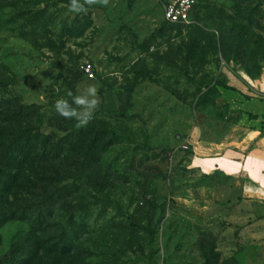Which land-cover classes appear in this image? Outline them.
<instances>
[{
	"label": "rangeland",
	"instance_id": "obj_1",
	"mask_svg": "<svg viewBox=\"0 0 264 264\" xmlns=\"http://www.w3.org/2000/svg\"><path fill=\"white\" fill-rule=\"evenodd\" d=\"M69 4L0 0V101L38 107L42 134L75 138L96 125L118 138L59 185L72 190L70 205L55 206L52 229L36 238L55 243L71 216L85 229L68 256L36 264H264V219H244L237 183L189 164L193 136L264 133V0H198L189 26L166 23L158 0L81 14ZM89 85L100 105L77 127L54 106ZM2 198L0 262L32 232L2 219L17 189Z\"/></svg>",
	"mask_w": 264,
	"mask_h": 264
},
{
	"label": "trees",
	"instance_id": "obj_2",
	"mask_svg": "<svg viewBox=\"0 0 264 264\" xmlns=\"http://www.w3.org/2000/svg\"><path fill=\"white\" fill-rule=\"evenodd\" d=\"M38 110L35 105L0 101V199L14 187L20 193L16 210L2 219L30 222L32 227L26 242L15 247L0 264H36L39 255L68 256L74 246L72 237L85 229L77 227L72 216L55 243L49 245V241L36 238L37 234L52 229L53 208L66 206L73 194L67 185H59L72 175L79 178L94 165L98 154L118 139L101 125H93L75 138L42 134L35 123ZM56 166L60 169L55 170ZM6 203L10 204L8 200Z\"/></svg>",
	"mask_w": 264,
	"mask_h": 264
},
{
	"label": "crops",
	"instance_id": "obj_3",
	"mask_svg": "<svg viewBox=\"0 0 264 264\" xmlns=\"http://www.w3.org/2000/svg\"><path fill=\"white\" fill-rule=\"evenodd\" d=\"M190 168L201 176L220 172L238 194L241 206L248 210L244 219H264V133L250 130L242 137L214 141L200 137L191 140ZM229 201V200H228Z\"/></svg>",
	"mask_w": 264,
	"mask_h": 264
},
{
	"label": "clouds",
	"instance_id": "obj_4",
	"mask_svg": "<svg viewBox=\"0 0 264 264\" xmlns=\"http://www.w3.org/2000/svg\"><path fill=\"white\" fill-rule=\"evenodd\" d=\"M109 2L110 0H70L69 9L81 14L96 5L106 7ZM69 95L72 94L69 93ZM99 105L98 89L95 85H89L83 94L75 96L71 102L61 99L56 101L54 107L61 117L67 120L75 119L77 127H83L93 118Z\"/></svg>",
	"mask_w": 264,
	"mask_h": 264
},
{
	"label": "built area",
	"instance_id": "obj_5",
	"mask_svg": "<svg viewBox=\"0 0 264 264\" xmlns=\"http://www.w3.org/2000/svg\"><path fill=\"white\" fill-rule=\"evenodd\" d=\"M163 9V18L172 26H189L194 21L198 0H158ZM91 66L85 67V72L91 73Z\"/></svg>",
	"mask_w": 264,
	"mask_h": 264
}]
</instances>
